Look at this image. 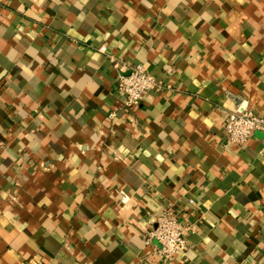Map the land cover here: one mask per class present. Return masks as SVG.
<instances>
[{
	"label": "crops",
	"instance_id": "0c3cea01",
	"mask_svg": "<svg viewBox=\"0 0 264 264\" xmlns=\"http://www.w3.org/2000/svg\"><path fill=\"white\" fill-rule=\"evenodd\" d=\"M137 65L161 88L126 107ZM244 107L264 0H0V264H264V133L223 128ZM172 203L198 232L164 261Z\"/></svg>",
	"mask_w": 264,
	"mask_h": 264
},
{
	"label": "built area",
	"instance_id": "2783aa9c",
	"mask_svg": "<svg viewBox=\"0 0 264 264\" xmlns=\"http://www.w3.org/2000/svg\"><path fill=\"white\" fill-rule=\"evenodd\" d=\"M105 52V49H102ZM120 69L121 66L116 64ZM116 82L117 91L124 96L126 107L141 104L147 93L159 90L158 79L143 65L127 67L126 71L120 70ZM227 145H244L254 131L264 133V117L254 113L247 107L231 113L223 125ZM1 148V145H0ZM264 158V148L262 151ZM191 206L196 205L193 199L189 200ZM183 210L176 204H169L160 215L152 216L153 229L148 231L144 238L147 246L156 240L159 245V254L164 261H171L182 252H186L189 246V238L198 232V223L183 219Z\"/></svg>",
	"mask_w": 264,
	"mask_h": 264
}]
</instances>
